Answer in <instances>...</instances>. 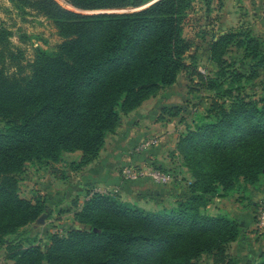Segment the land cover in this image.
Masks as SVG:
<instances>
[{
  "label": "trees",
  "instance_id": "trees-1",
  "mask_svg": "<svg viewBox=\"0 0 264 264\" xmlns=\"http://www.w3.org/2000/svg\"><path fill=\"white\" fill-rule=\"evenodd\" d=\"M65 1L71 8L57 0H15L50 19L62 41L54 52H40L28 74L0 67V247L6 257L12 264H199L206 253L215 264H236L227 248L242 229L235 218L210 214L207 206L264 175V96L255 100L224 87L227 75L232 83L248 81L264 69V38L244 30L218 34L209 44L218 70L206 76L185 61L191 44L182 31L190 0L99 13L84 11L136 8L146 0ZM10 34L0 27V61L17 58L8 47ZM231 46L250 59L247 74L224 57ZM185 69L215 94L206 115L176 143L193 177L186 196L153 211L113 192L88 190L73 219L89 229L52 232L43 246L7 243L47 211L43 199L19 194L17 176L27 163H59L63 153L79 151L69 163L79 171L98 157L123 115L171 86ZM177 114L175 105L163 106L159 117ZM154 169L169 173L161 165ZM256 264H264V250Z\"/></svg>",
  "mask_w": 264,
  "mask_h": 264
},
{
  "label": "rangeland",
  "instance_id": "rangeland-1",
  "mask_svg": "<svg viewBox=\"0 0 264 264\" xmlns=\"http://www.w3.org/2000/svg\"><path fill=\"white\" fill-rule=\"evenodd\" d=\"M62 6L71 8L65 0H57ZM156 0H146V2L136 8H125L116 10H89L84 13H99L106 11H134L146 7ZM0 27L8 29L9 49L17 54L14 61L6 58L0 61V67L9 74H17L19 72L28 74L30 65L40 52L52 53L62 41L58 35L57 28L53 22L45 16L36 13L29 8L21 9L15 5V0H0ZM230 31H248L251 35L258 39L264 38V0H190L186 18L183 24V36L189 40L191 47L187 51L185 61L190 66H195L197 70L206 76H212L218 70L216 62L211 59L209 52V44L218 34ZM7 53V51H5ZM227 60L233 61V68L242 73L247 74L249 70L250 59L243 56L241 49L235 46L229 47L224 55ZM3 62V63H2ZM258 76L255 79L244 80L232 83V75L225 76L226 81L224 87L233 86V94H244L249 98L258 100L264 96V69H258ZM235 88L238 90L235 91ZM222 93V91H220ZM214 92L205 90L199 83V80L190 73V69L182 70L178 73L176 81L168 87L162 88L152 99L147 101L146 110L155 108L154 115L157 120L165 123L163 117L160 118V109L163 106L175 105L178 108V114L171 117V124H167L164 140L161 141V126L154 125L153 119L147 118L139 125V128L147 130L151 126L155 129L150 135L146 147L137 149L133 147L134 139L122 136V132L127 127V118H121L120 125L112 135H107L106 144L103 154L112 152L115 140L120 141V147L117 150L125 155H131L134 152L147 160V163L137 169L135 165L118 164L115 168L125 177L124 169L131 167L132 172L137 177H147V173L154 169L156 164L150 162V156L155 149L163 146L165 151L160 156H165L169 161L165 169L169 171L171 176L167 184L161 185L165 188V194L160 196V204L162 207H173L176 201L188 194V184L193 181L191 172L185 164L182 154L176 150V143L181 135H183L188 127L200 117L206 115L209 108L210 100L214 98ZM219 98L223 105H227L228 101ZM159 113V114H158ZM158 114V115H157ZM165 118V117H164ZM138 124V123H137ZM2 122H0V128ZM138 128H134L133 136ZM129 141L130 144H129ZM159 153V152H158ZM79 152L72 154H64L63 159L59 163L54 164H32L27 163L24 170L18 177L19 194L24 198L39 197L45 201L46 212L41 223L37 220L23 227L18 234L10 235L6 241L12 246H25L33 242L34 244L48 243L49 235L52 232L67 231L71 228H85L78 225L73 219L74 210L80 205L86 196L88 190L106 192L101 186L92 187L94 184L79 183L78 172L71 171L69 163L76 158ZM165 159V158H164ZM152 165V166H151ZM145 166V167H143ZM143 167V168H142ZM136 177V178H137ZM134 179V178H129ZM150 180V179H149ZM151 181V180H150ZM152 182V181H151ZM155 184V183H154ZM84 185V186H83ZM157 185V184H156ZM113 191V189H111ZM159 196L157 193L156 197ZM120 198V196H119ZM152 198V197H151ZM213 197L207 206V211L211 214L217 210H226V215L243 216L247 214L248 220L256 222L255 210L259 206L264 205V175L260 179L248 185L247 189H238L235 192H229L223 200H217ZM217 200V201H216ZM76 201V205H74ZM220 208V209H219ZM155 211V210H153ZM231 217V216H230ZM241 219H236L239 226L242 227V233L239 238L231 242L227 248V255L236 260V264H256L259 259L257 249L254 247L259 239V229L245 225ZM252 221V222H253ZM246 227H245V226ZM254 226V225H253ZM244 240V242H242ZM7 249L0 247V264H12L13 261L6 257ZM199 264H215L212 255L203 253L198 256Z\"/></svg>",
  "mask_w": 264,
  "mask_h": 264
},
{
  "label": "crops",
  "instance_id": "crops-1",
  "mask_svg": "<svg viewBox=\"0 0 264 264\" xmlns=\"http://www.w3.org/2000/svg\"><path fill=\"white\" fill-rule=\"evenodd\" d=\"M152 98L153 97H150L144 100L140 106H138L137 108H135L128 114L122 116V118L128 119L127 127L124 128L122 132V136H125L127 138L130 137L131 139H134L132 142H134L133 144L135 145L133 147H135L136 149L138 146L139 147L141 146L140 148L142 149L143 147H146V144L149 141H151L148 139L150 138L152 131L155 129L154 127H158V126H151V128L147 130L143 129L142 131L139 128V125L143 122V120H146L147 118L149 119L151 118L154 121V125H158L159 123H162L155 118L156 116L154 115L156 111L155 108L146 110L147 106L145 105V103H147V101H149ZM164 117L163 119L164 120L166 119V121H164L165 123L159 124L162 129V132L159 134L161 137V141L164 140L163 138L166 133L165 131L169 129V128H166L167 124H171L172 122L170 117L165 116V115ZM134 128H138V130L134 134L135 136H133L132 134L134 131ZM109 135H112V134H109ZM120 141L121 140H115V145L113 146L114 150L112 152L103 154V150L106 144V141H105L103 148L101 149L98 157L94 161L84 166L79 171H74V172L80 173L78 177V179H80L79 183L85 184L86 188H88L87 184H90V183L94 184L92 185V187L101 186L102 190L117 194L118 196H120L121 200L131 202L147 210L161 209L162 206L160 204V196L165 194L164 186L154 184L147 177H140V178L137 177L134 179H127V178H124L123 175H121L119 172H116L117 170H115V168L118 164H121L123 166L127 164H132V165H135L137 169H140L141 166L138 167V165H144V163H147V160L143 157V154L139 155L138 153L134 152L131 155H125L123 153H120L117 150V148L120 147V144H119ZM130 142L131 141H129V144ZM164 151H165V148H163V146H161L158 149H155V151L152 153V156H150V158L152 157L151 159H149L150 162L152 163L154 162L156 165H161V166L166 167L169 161H166L167 158L165 156L159 155V154L163 155ZM76 152H79V151H76ZM72 153H64V154H72ZM79 155H80V152L79 154H76L75 156L76 158H74L73 160L78 159ZM111 189H113V191H111ZM155 190H157L159 193V196L157 197H156L157 194H154ZM224 198L225 197H218L217 200H223ZM171 206H174V205L172 204ZM217 213H227V212L226 210L220 209L211 214H217ZM255 213H256V210H255ZM230 216L235 219L243 218L241 219V222H245L246 223L245 225L252 226V227H255L256 225L255 221L248 220V216L246 213L243 214V216L241 215L239 216L230 215ZM242 227L241 229H243ZM242 242H244V240H242ZM259 244H260V247L262 248L261 249L259 248L257 255H259L260 252L264 250V235L259 236L258 241L254 243L255 249H257Z\"/></svg>",
  "mask_w": 264,
  "mask_h": 264
},
{
  "label": "built area",
  "instance_id": "built-area-1",
  "mask_svg": "<svg viewBox=\"0 0 264 264\" xmlns=\"http://www.w3.org/2000/svg\"><path fill=\"white\" fill-rule=\"evenodd\" d=\"M123 171L127 179H129L130 177L136 178L138 176V175L133 174L132 172L133 170L131 167L125 168ZM147 176L153 183L157 185L167 184L171 179V176L169 173L158 170V169L150 170L147 173ZM256 226L258 227L260 234H262L264 232V205L259 206L256 210Z\"/></svg>",
  "mask_w": 264,
  "mask_h": 264
},
{
  "label": "water",
  "instance_id": "water-1",
  "mask_svg": "<svg viewBox=\"0 0 264 264\" xmlns=\"http://www.w3.org/2000/svg\"><path fill=\"white\" fill-rule=\"evenodd\" d=\"M157 193H158V191L155 190L154 194H157ZM43 217H44V214H41V215L39 216V218L37 219V222H38V223H41L42 220H43Z\"/></svg>",
  "mask_w": 264,
  "mask_h": 264
}]
</instances>
